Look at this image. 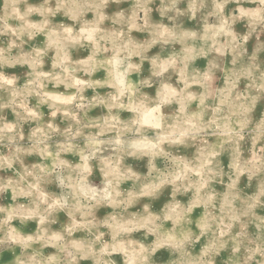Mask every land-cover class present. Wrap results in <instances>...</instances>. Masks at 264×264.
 Returning <instances> with one entry per match:
<instances>
[{"label":"clouds","instance_id":"1","mask_svg":"<svg viewBox=\"0 0 264 264\" xmlns=\"http://www.w3.org/2000/svg\"><path fill=\"white\" fill-rule=\"evenodd\" d=\"M262 104L264 0H0V264H264Z\"/></svg>","mask_w":264,"mask_h":264},{"label":"rangeland","instance_id":"2","mask_svg":"<svg viewBox=\"0 0 264 264\" xmlns=\"http://www.w3.org/2000/svg\"><path fill=\"white\" fill-rule=\"evenodd\" d=\"M32 2H38V0H32ZM121 7H123V8H128L129 5H128V4H124V5H121ZM115 10H117V9H116V6L113 5V6L109 9V12L111 13L112 11H115ZM58 19H60V18H58ZM154 19L159 20V15H158V13H154ZM188 26H192V25L189 24ZM238 31H241V32L245 31L244 26H243V25H239V26H238ZM36 42H38V43H42V42H43V37H37V38H36ZM253 45H254V40L249 42V51H250V52H251V50H252ZM156 51H158V49H154V50H153V53H155ZM84 54L86 55V53H84ZM205 64H206V61H204V60H198V61H197V66H199V67H203ZM49 67H50V61H49ZM147 67H148V66L145 65L146 70H147ZM46 68H47V65H46ZM11 71H16L17 73H22V72L26 71V69L16 68V69H13V70H11ZM96 75H97V78H99V77H101V76L103 75V73H97ZM60 90L63 91L62 88H61ZM148 91H149L151 94H154V89H151V90H148ZM87 95L90 96V95H92V93H91V92H88ZM33 103H35V101H33ZM194 106H195V105H194ZM43 111L45 112L46 115L48 114V109H47L46 107L43 109ZM261 111H264V104H262V105L258 108L257 116H259V114H260ZM92 114H93V115H98V114H99V110H97V112H94V113H92ZM128 115H129V113H126V112L123 113V118H127ZM7 116H8V119H9V120H13V119H14V115H13L10 111L7 113ZM57 122L59 123V118L57 119ZM25 131H27V126H26ZM28 159H29V162H35V161L38 160V157H36V156H32V157H29ZM66 159H68L69 161H76V160H77L76 157L71 156V155H68V156L66 157ZM227 162H228L227 157H225V158H224V163H225V165H227ZM129 163L137 164L139 170H141V171H145V172H146V160H145V161H142V162L129 161ZM93 181H94L95 183H99V182H100V175H99L98 172H97V173L95 174V176L93 177ZM243 183H246V180H245V181H242V186H243ZM130 186H131L130 183H129V184H125V185H123V187H125V188H128V187H130ZM217 187H219V186H217ZM52 190H54V191L56 190L54 186H53V189H52ZM168 191H169V190H165V197H161V200L156 202V204H155V208H156L157 210H158L159 207H161L162 204L166 201ZM178 199L184 200V201L186 202L187 199H188V197H178ZM5 202H10V201L6 200ZM134 210H135V209H134ZM108 211H110V209H101L99 215H104V214H106ZM202 211H203V210H202V208H200V207L195 208L194 211H193V213H192V218H193L194 220H195V219H198V218L201 216ZM66 219H67V218H66L63 214H61V216H60V222L63 223V222L66 221ZM35 227H36V225H35L34 223H30V224L27 226V229H28V230H34ZM56 227L58 228L59 225H57ZM168 227H171V222H169ZM82 235H83V233H79V232L75 234V236H76L77 238H79V237L82 236ZM136 235H137V236H140V235H142V233H137ZM197 247H199V245H198ZM48 251L51 252L52 250H48ZM166 255H167L166 253H162V254H161V256H166ZM9 256H10V254H5V260L9 259ZM114 259L117 260V264H122V260H121V257H120L119 254H115V255H114ZM82 264H91V262L85 260V261H82Z\"/></svg>","mask_w":264,"mask_h":264}]
</instances>
